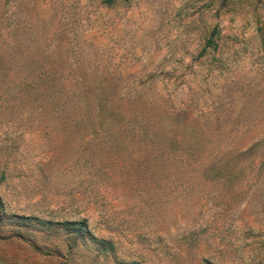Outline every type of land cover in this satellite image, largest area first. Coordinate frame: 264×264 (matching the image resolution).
Listing matches in <instances>:
<instances>
[{"label":"rangeland","instance_id":"374dc122","mask_svg":"<svg viewBox=\"0 0 264 264\" xmlns=\"http://www.w3.org/2000/svg\"><path fill=\"white\" fill-rule=\"evenodd\" d=\"M0 264H264V0H0Z\"/></svg>","mask_w":264,"mask_h":264},{"label":"trees","instance_id":"16d2710c","mask_svg":"<svg viewBox=\"0 0 264 264\" xmlns=\"http://www.w3.org/2000/svg\"><path fill=\"white\" fill-rule=\"evenodd\" d=\"M216 33H217V28L214 27L211 31L210 36L207 38L206 44H205L204 48L202 49L201 53L204 52L206 47L209 45H212L213 47L216 46V43L214 40V36L216 35ZM82 224H83V222H82Z\"/></svg>","mask_w":264,"mask_h":264}]
</instances>
